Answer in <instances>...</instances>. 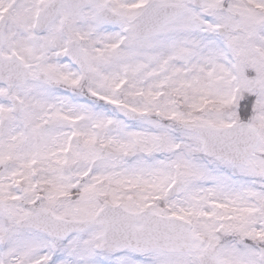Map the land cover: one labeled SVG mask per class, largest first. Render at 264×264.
<instances>
[{"label": "snow or ice", "instance_id": "snow-or-ice-1", "mask_svg": "<svg viewBox=\"0 0 264 264\" xmlns=\"http://www.w3.org/2000/svg\"><path fill=\"white\" fill-rule=\"evenodd\" d=\"M0 264H264V0H0Z\"/></svg>", "mask_w": 264, "mask_h": 264}]
</instances>
